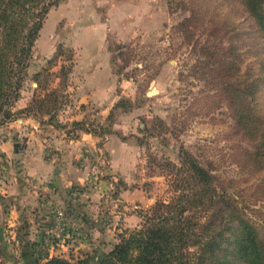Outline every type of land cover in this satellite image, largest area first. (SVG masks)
<instances>
[{"label":"rangeland","instance_id":"obj_1","mask_svg":"<svg viewBox=\"0 0 264 264\" xmlns=\"http://www.w3.org/2000/svg\"><path fill=\"white\" fill-rule=\"evenodd\" d=\"M230 43L242 80L263 83L253 104L264 118V39L238 1L60 0L51 7L11 117L0 118L2 253L22 264L31 243L46 264L110 250L117 234L139 226V214L174 197L169 164H179L183 151L264 237V164L220 86L217 61ZM38 160L51 163L36 173L51 177L45 194L29 167ZM62 171L71 177L57 187ZM0 264L13 263L0 253Z\"/></svg>","mask_w":264,"mask_h":264},{"label":"trees","instance_id":"obj_2","mask_svg":"<svg viewBox=\"0 0 264 264\" xmlns=\"http://www.w3.org/2000/svg\"><path fill=\"white\" fill-rule=\"evenodd\" d=\"M235 1L241 4L264 39V0ZM59 2L0 0V118L4 120L11 117L8 108L43 20ZM227 47L223 48L224 55H211L216 60L221 55L217 61L224 72L220 86L236 127L253 144L254 159L264 164V118L256 114L253 104L263 83L250 77L242 80L244 76L240 75L234 59L236 46L230 43ZM73 124L77 127L82 122ZM178 160L177 165L169 164L174 178V197L158 200L139 214V226L117 234V242L110 250L100 247L75 262L54 256L46 264H264V237L242 209L227 199L224 190L219 192L211 171L188 151L181 152ZM3 242L0 235L1 255L19 264L11 254L2 253ZM28 245L20 258L22 264H39L33 245Z\"/></svg>","mask_w":264,"mask_h":264},{"label":"crops","instance_id":"obj_3","mask_svg":"<svg viewBox=\"0 0 264 264\" xmlns=\"http://www.w3.org/2000/svg\"><path fill=\"white\" fill-rule=\"evenodd\" d=\"M21 132H23V131H21ZM9 139H11V138H9V137H6V138H4V139H2V145L3 146H6V145H8V141H9ZM72 164V163H71ZM50 166H51V163H49V162H45V161H35V162H33V161H30L29 162V167H31V168H33V169H31V172H33L34 173V176H33V178H32V180H33V182L36 184V185H39V184H41L40 185V189L37 191V193H39L40 191L41 192H44L45 190H47L46 188H45V185H44V180H46V178L48 179V178H51L50 177V175L49 174H47L46 176H44V173L43 174H36L37 172H46V170H47V172L50 170ZM72 167H73V165H72ZM75 169V168H74ZM63 173H59L58 174V176H56V177H54V178H56V179H53V181H55V185L58 187L59 186V184L60 185H62V186H66V184L68 183L67 181H68V179H70V175L68 176L67 174H66V172H64V171H62ZM75 179H81V176H79V175H77L76 176V174H75V176L73 177V180L75 181ZM14 187H16V188H18L17 187V185H15L14 184ZM35 193V192H34ZM44 194H45V192H44ZM43 194V195H44ZM40 195H42V193H40ZM47 196H49V195H45V197L47 198ZM50 197V196H49ZM107 220H109L110 221V217H108V218H106Z\"/></svg>","mask_w":264,"mask_h":264},{"label":"built area","instance_id":"obj_4","mask_svg":"<svg viewBox=\"0 0 264 264\" xmlns=\"http://www.w3.org/2000/svg\"><path fill=\"white\" fill-rule=\"evenodd\" d=\"M59 216H62V213H59Z\"/></svg>","mask_w":264,"mask_h":264}]
</instances>
